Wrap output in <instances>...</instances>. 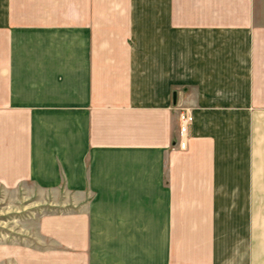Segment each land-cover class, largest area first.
<instances>
[{
  "label": "crops",
  "instance_id": "1",
  "mask_svg": "<svg viewBox=\"0 0 264 264\" xmlns=\"http://www.w3.org/2000/svg\"><path fill=\"white\" fill-rule=\"evenodd\" d=\"M0 187L30 263L264 264V0H0Z\"/></svg>",
  "mask_w": 264,
  "mask_h": 264
},
{
  "label": "rangeland",
  "instance_id": "2",
  "mask_svg": "<svg viewBox=\"0 0 264 264\" xmlns=\"http://www.w3.org/2000/svg\"><path fill=\"white\" fill-rule=\"evenodd\" d=\"M13 194L0 187V264H34L28 249L35 235L34 222L51 205L46 200L14 198Z\"/></svg>",
  "mask_w": 264,
  "mask_h": 264
},
{
  "label": "built area",
  "instance_id": "3",
  "mask_svg": "<svg viewBox=\"0 0 264 264\" xmlns=\"http://www.w3.org/2000/svg\"><path fill=\"white\" fill-rule=\"evenodd\" d=\"M193 117L192 115L186 111V110H181L179 114V121H180V126H179V134L180 136H187L190 124L192 123ZM179 147L184 148L185 147V141H180L179 142Z\"/></svg>",
  "mask_w": 264,
  "mask_h": 264
}]
</instances>
